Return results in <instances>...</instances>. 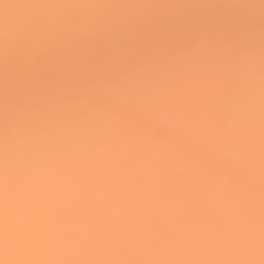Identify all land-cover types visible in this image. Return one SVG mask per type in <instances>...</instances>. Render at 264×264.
Returning <instances> with one entry per match:
<instances>
[{"label": "bare ground", "instance_id": "6f19581e", "mask_svg": "<svg viewBox=\"0 0 264 264\" xmlns=\"http://www.w3.org/2000/svg\"><path fill=\"white\" fill-rule=\"evenodd\" d=\"M0 264H264V0H0Z\"/></svg>", "mask_w": 264, "mask_h": 264}]
</instances>
